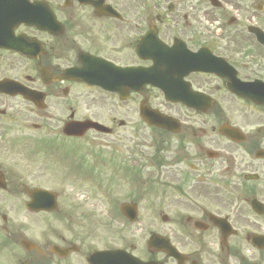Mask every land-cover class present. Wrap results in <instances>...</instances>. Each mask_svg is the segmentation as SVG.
Listing matches in <instances>:
<instances>
[{"label":"flooded vegetation","instance_id":"obj_1","mask_svg":"<svg viewBox=\"0 0 264 264\" xmlns=\"http://www.w3.org/2000/svg\"><path fill=\"white\" fill-rule=\"evenodd\" d=\"M42 1L52 32L20 25L0 36V257L264 264V0ZM102 60L150 68V79L114 76ZM156 112L178 127L146 125L141 115ZM87 119L110 130L61 131ZM66 152L116 186L107 220L117 244L89 245L87 215L63 192H34L50 190L48 156ZM112 249L123 254L92 256Z\"/></svg>","mask_w":264,"mask_h":264},{"label":"rangeland","instance_id":"obj_2","mask_svg":"<svg viewBox=\"0 0 264 264\" xmlns=\"http://www.w3.org/2000/svg\"><path fill=\"white\" fill-rule=\"evenodd\" d=\"M161 12L160 8H156ZM142 13V10H140ZM116 118H120L119 115H115ZM61 124L58 126L60 128ZM133 124H125L124 128H129ZM46 129H42L44 131ZM117 130L123 131V128H118ZM78 153L74 152L71 156L70 154L61 153L59 154L62 158L56 161L54 164L53 155L51 153L48 156V166L55 173H51L50 177L53 182L48 181L44 185L51 187L57 191H61L64 194L61 199L66 201H72V205L80 209L88 216L87 221L93 228L94 236L86 239L91 246L100 247L102 245L117 244V242L112 240V237L116 235L115 227L108 224L107 218L103 215L110 205V198L116 197L117 188L114 184L109 183L105 180H99L94 178L93 175L90 177L87 172H82L83 168L77 169L79 164L83 165L87 157L80 161ZM41 159V156H40ZM44 161V158H43ZM93 162L90 161V166ZM76 167L74 170L70 167ZM86 166V165H85ZM80 167V166H78ZM96 175V174H95ZM45 182V181H42ZM50 182V183H49ZM0 264H10L6 260L0 257Z\"/></svg>","mask_w":264,"mask_h":264},{"label":"water","instance_id":"obj_3","mask_svg":"<svg viewBox=\"0 0 264 264\" xmlns=\"http://www.w3.org/2000/svg\"><path fill=\"white\" fill-rule=\"evenodd\" d=\"M9 1V5H3V8L7 10V14L10 15L13 18V23H19V22H25V23H29V24H34L36 26H38L39 28H43V29H47L48 31L53 30V15L52 13L49 11H46L44 13H36L35 10H37L38 8V12L40 11V9L42 8L41 5H39L38 3H28L26 0L24 7H21L20 9L22 10V12H16L17 9L15 7L14 4H11V2H17V0H7ZM2 0H0V4ZM118 71V70H116ZM121 72V70H120ZM144 73H146L147 71H143ZM160 88H162L163 90H165L164 85H160ZM154 120L151 121V123H153L154 125L160 126V127H170L169 125V121L170 118L168 117H163L160 115H157L156 117L153 118ZM84 127V126H82ZM69 131H71V129H69ZM111 255H116V252H110ZM100 255H109L107 253H101Z\"/></svg>","mask_w":264,"mask_h":264}]
</instances>
